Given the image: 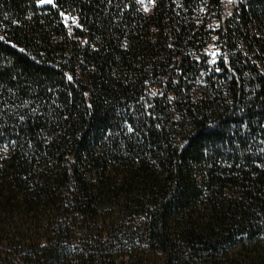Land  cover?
<instances>
[{"label": "trees", "instance_id": "16d2710c", "mask_svg": "<svg viewBox=\"0 0 264 264\" xmlns=\"http://www.w3.org/2000/svg\"><path fill=\"white\" fill-rule=\"evenodd\" d=\"M43 1L0 0V264H264V0Z\"/></svg>", "mask_w": 264, "mask_h": 264}, {"label": "rangeland", "instance_id": "374dc122", "mask_svg": "<svg viewBox=\"0 0 264 264\" xmlns=\"http://www.w3.org/2000/svg\"><path fill=\"white\" fill-rule=\"evenodd\" d=\"M53 2H54V0H44L40 5L41 6H51V5H53ZM209 54L211 55V57L213 59H215L217 57L218 52L214 46L209 48Z\"/></svg>", "mask_w": 264, "mask_h": 264}]
</instances>
